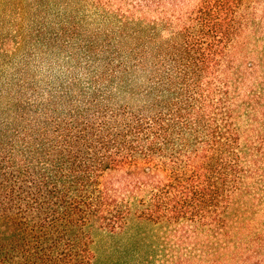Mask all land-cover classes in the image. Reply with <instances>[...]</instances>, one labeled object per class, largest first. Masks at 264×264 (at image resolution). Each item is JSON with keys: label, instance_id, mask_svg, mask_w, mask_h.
I'll use <instances>...</instances> for the list:
<instances>
[{"label": "trees", "instance_id": "16d2710c", "mask_svg": "<svg viewBox=\"0 0 264 264\" xmlns=\"http://www.w3.org/2000/svg\"><path fill=\"white\" fill-rule=\"evenodd\" d=\"M88 5L109 28L75 14ZM8 14L33 48L0 86V264H114L96 231L134 219L158 225V264H264V0Z\"/></svg>", "mask_w": 264, "mask_h": 264}, {"label": "rangeland", "instance_id": "374dc122", "mask_svg": "<svg viewBox=\"0 0 264 264\" xmlns=\"http://www.w3.org/2000/svg\"><path fill=\"white\" fill-rule=\"evenodd\" d=\"M12 0H0V49L4 47L5 50H9V56L14 57L13 62L6 59V52L0 51V86L4 82L5 78L8 77L9 73L14 69V65L17 62H20L23 59V56L32 47L31 42H26L23 47L19 50H16L15 39V20L19 18L17 14H8L6 15L7 5ZM18 5V3H17ZM27 5V2L25 3ZM95 11L92 9L91 5L83 6L81 10L75 11V14L78 17H84L85 15L93 16ZM70 13V12H69ZM21 21V20H20ZM32 24L31 12L25 14V22L23 26L29 28ZM99 26L103 28H109L110 26L102 24L101 20L97 15H94L87 22V27L90 30L97 29ZM29 32V31H28ZM12 34V39L8 40L5 43L1 42V37L5 34ZM153 45H149L151 47ZM33 48V47H32ZM38 64H33L32 70H38ZM58 68L63 69L68 67L66 61L57 60L55 64ZM43 70L40 72L42 78H47L49 73V66L43 65ZM261 196H264L263 193H260ZM243 196L241 197V200ZM248 204H254V200L249 197ZM247 200H242L241 203H245ZM263 202L260 199V203ZM259 203V204H260ZM257 204V202H256ZM254 206V205H253ZM260 206V205H259ZM260 212H263L259 210ZM259 212V213H260ZM257 213V215L259 214ZM264 218H259L260 222H263ZM128 232L123 235H113L108 231L97 230L96 231V249L103 257L104 261L111 259L114 264H158V225L150 224L146 222H141L139 220H132L130 226L127 230ZM161 232V231H160ZM137 252V253H135Z\"/></svg>", "mask_w": 264, "mask_h": 264}]
</instances>
